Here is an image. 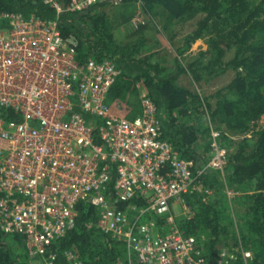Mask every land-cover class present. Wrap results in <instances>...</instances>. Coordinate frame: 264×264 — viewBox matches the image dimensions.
<instances>
[{"label": "built area", "instance_id": "obj_1", "mask_svg": "<svg viewBox=\"0 0 264 264\" xmlns=\"http://www.w3.org/2000/svg\"><path fill=\"white\" fill-rule=\"evenodd\" d=\"M44 2L60 14L122 0ZM145 23L137 12L132 24ZM121 74L109 58L81 63L77 40L62 36L57 19L0 11V107L21 117L0 112V231L22 238L30 264H83L73 250L50 249L75 226L81 201L97 209L88 226L121 241L142 264H209L197 237L179 226L173 204L200 175L224 171L229 148L213 130L207 162L180 156L163 137L148 91L135 117L120 113L126 109L119 100L108 103ZM237 259L223 248L217 264Z\"/></svg>", "mask_w": 264, "mask_h": 264}, {"label": "trees", "instance_id": "obj_2", "mask_svg": "<svg viewBox=\"0 0 264 264\" xmlns=\"http://www.w3.org/2000/svg\"><path fill=\"white\" fill-rule=\"evenodd\" d=\"M67 2L62 0L63 5ZM136 2L148 15L161 7L172 20H190L203 14L178 55L196 40L208 36L209 49L204 55H210L209 62L183 64L177 56L173 61L176 73L168 74L169 65L143 53L144 38L128 44L117 41L107 3L81 12L57 14L44 0H0V11L19 13L25 18L57 19L62 36L77 40L81 63L91 58H109L118 66H130L129 71L122 69L108 101L138 94L142 83L158 106L163 137L183 158L199 164L211 157V128L202 122L204 113L211 125H224L243 135L241 140L234 141L221 132L222 145L229 148L225 183L219 170L200 175L184 195L194 215L178 223L186 234L197 237L209 264H217L224 247L237 254L234 264H264V126L260 125L264 116V0H122V4ZM233 48V58L225 63L227 51ZM218 65L232 68L235 75L213 96L217 98L215 102L212 96H203L178 83L179 76L185 73L201 81L216 74ZM0 112L7 119L21 118L10 109L0 107ZM228 190L235 194L230 197ZM237 204L243 209L240 231L235 230L230 218L232 205ZM76 211L75 226L56 240L51 250H73L83 264H142L136 257L130 262L121 241L88 226L97 218L95 206L81 201ZM157 225L163 230L164 218L159 217ZM22 245L19 235L0 231V264H30ZM246 250L252 253L248 258L243 257Z\"/></svg>", "mask_w": 264, "mask_h": 264}, {"label": "rangeland", "instance_id": "obj_3", "mask_svg": "<svg viewBox=\"0 0 264 264\" xmlns=\"http://www.w3.org/2000/svg\"><path fill=\"white\" fill-rule=\"evenodd\" d=\"M121 4H119L120 6H106V9L111 15L114 23V35L120 44H128L135 42L139 38H144L145 45L143 46V53L152 54L154 55L155 61L169 65L170 69L168 74L176 73L173 61L177 56L181 59L183 64H188L193 61L203 62V64H207L209 62L210 55H204V53H206L209 49L208 36L196 40L192 43L191 47L185 51V53L180 56L178 55L179 48L184 45L186 37L196 28L198 21L204 16L203 14L200 13L194 19L190 20H172L161 7H156L153 15H148L142 10L140 3L138 2L132 3L131 6L129 5L127 7ZM137 12L142 13L146 22L144 25L139 27H135L132 24V19L135 17ZM233 56L234 48L227 51L224 62H228L233 58ZM224 66L218 65L216 67V72L218 71L216 74L205 77L201 81H195L188 73L182 74L178 78V83L203 96L213 97L217 91L225 87L235 75V71L232 68H224ZM129 68L130 66L127 65L122 66V69L125 71H129ZM141 94L142 92L129 95L128 97L121 99V104L125 109L126 106L132 108L137 104H140ZM216 100L217 98L213 97V102ZM202 122L205 123L208 128H211V132L214 130L219 131L221 134L223 131L225 136H228L231 139L233 138L232 140L234 141H239L244 137L243 135L231 132L224 125H211L205 113L203 114ZM260 125L264 126V116L260 121ZM220 141L221 143H224L221 135ZM220 175L222 181L225 183V178H227L228 174L224 170L220 172ZM209 192H211V190H209ZM230 192L233 191L228 190L229 196H231ZM183 199V201L175 200L173 204L174 214L176 215L178 221L188 219L194 215L192 206L190 207L185 197ZM184 203L186 207H184ZM232 209L233 210H230V218L233 219V226L235 230L240 231L243 228L242 217H240V214L243 213V209L238 204L236 206L232 205ZM203 236L201 237L204 238ZM23 246L24 245H22V247ZM127 254L129 259L131 258L133 260L135 258L133 255L130 256L129 252Z\"/></svg>", "mask_w": 264, "mask_h": 264}, {"label": "crops", "instance_id": "obj_4", "mask_svg": "<svg viewBox=\"0 0 264 264\" xmlns=\"http://www.w3.org/2000/svg\"><path fill=\"white\" fill-rule=\"evenodd\" d=\"M121 5H124V6H131L132 5V3H123V4H121ZM120 6V5H119ZM140 6H141V4H140ZM121 67V66H120ZM122 68V67H121ZM144 87V88H142V87ZM139 87V86H138ZM143 91H148L147 90V88L142 84V83H140V87H139V90H138V92H143ZM148 93H149V91H148ZM117 100H119L120 102H122V100H120V99H117ZM117 100H115L114 102H109L108 101V103L111 105V106H115V103H116V101ZM128 108V109H127ZM128 110V111H127ZM125 111H127V112H125ZM124 112H120L121 114H125V113H128V116L129 117H135V116H137V115H139L140 113H141V111H142V106H141V103L140 104H137L136 106H134V107H132V108H129L128 106H126V110H125ZM201 164H204V162H202V161H200V163L199 164H196V165H201ZM182 205H183V203H182ZM184 207H186L185 206V203H184Z\"/></svg>", "mask_w": 264, "mask_h": 264}]
</instances>
